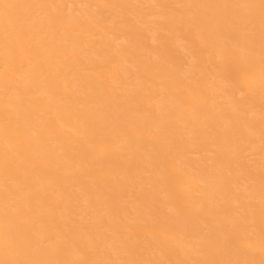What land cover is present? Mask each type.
Wrapping results in <instances>:
<instances>
[{
	"label": "bare ground",
	"instance_id": "6f19581e",
	"mask_svg": "<svg viewBox=\"0 0 264 264\" xmlns=\"http://www.w3.org/2000/svg\"><path fill=\"white\" fill-rule=\"evenodd\" d=\"M0 264H264V0H0Z\"/></svg>",
	"mask_w": 264,
	"mask_h": 264
}]
</instances>
